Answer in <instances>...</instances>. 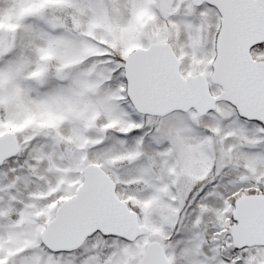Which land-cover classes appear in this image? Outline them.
Here are the masks:
<instances>
[{
  "label": "snow or ice",
  "instance_id": "6c2138e0",
  "mask_svg": "<svg viewBox=\"0 0 264 264\" xmlns=\"http://www.w3.org/2000/svg\"><path fill=\"white\" fill-rule=\"evenodd\" d=\"M0 264H264V0H0Z\"/></svg>",
  "mask_w": 264,
  "mask_h": 264
}]
</instances>
